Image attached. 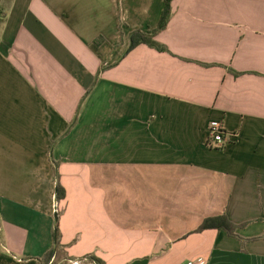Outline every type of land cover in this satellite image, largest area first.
I'll return each instance as SVG.
<instances>
[{"label": "crops", "instance_id": "crops-1", "mask_svg": "<svg viewBox=\"0 0 264 264\" xmlns=\"http://www.w3.org/2000/svg\"><path fill=\"white\" fill-rule=\"evenodd\" d=\"M164 7L0 0V264H264V0Z\"/></svg>", "mask_w": 264, "mask_h": 264}, {"label": "trees", "instance_id": "trees-1", "mask_svg": "<svg viewBox=\"0 0 264 264\" xmlns=\"http://www.w3.org/2000/svg\"><path fill=\"white\" fill-rule=\"evenodd\" d=\"M174 0H165V7L162 12L161 20L156 29H154L152 32H142L140 30H136L130 33V47L128 50V53L132 52L134 49L141 45L148 46L158 52H167V47L157 41L156 37L159 33L165 31L169 25L171 15H172V3ZM77 121H75L70 128L66 131L64 136H67L73 127L75 126ZM54 147V143L51 144L50 151L52 153ZM56 178L58 180L57 182V200L62 201L65 199V190L63 186L59 182V175L56 174ZM244 227V225H236L234 224L226 215H219L214 217H208L204 219V221L201 223L199 228L195 231V233H202L204 231L208 230H217V231H225L230 237L239 238L237 235V230L239 228ZM264 238V236H263ZM60 248V242H59V229L58 225L56 226V230L54 233V247L53 249L48 252L45 257L43 258L42 262L43 264H49L52 258L54 257L57 250ZM97 264H103L101 260L95 259Z\"/></svg>", "mask_w": 264, "mask_h": 264}, {"label": "built area", "instance_id": "built-area-1", "mask_svg": "<svg viewBox=\"0 0 264 264\" xmlns=\"http://www.w3.org/2000/svg\"><path fill=\"white\" fill-rule=\"evenodd\" d=\"M234 139V135L228 133L221 122L213 121L209 127L208 145L213 149H222L229 145ZM72 264H82L81 262H72Z\"/></svg>", "mask_w": 264, "mask_h": 264}, {"label": "water", "instance_id": "water-1", "mask_svg": "<svg viewBox=\"0 0 264 264\" xmlns=\"http://www.w3.org/2000/svg\"><path fill=\"white\" fill-rule=\"evenodd\" d=\"M57 218V217H56Z\"/></svg>", "mask_w": 264, "mask_h": 264}]
</instances>
